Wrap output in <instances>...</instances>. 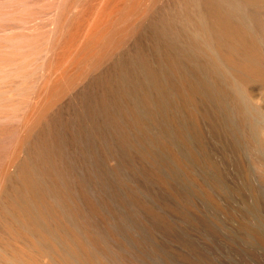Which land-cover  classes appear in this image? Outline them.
Segmentation results:
<instances>
[{
  "label": "rangeland",
  "instance_id": "374dc122",
  "mask_svg": "<svg viewBox=\"0 0 264 264\" xmlns=\"http://www.w3.org/2000/svg\"><path fill=\"white\" fill-rule=\"evenodd\" d=\"M97 1L89 2L94 14L99 11L96 6L101 0ZM188 1L156 0L154 9L152 6L149 10L153 11L133 26L125 49L118 50L123 56L114 52L104 66L106 70L101 68L104 75L110 72L107 74L111 79L100 70V75L98 71L95 74L99 78L93 75L92 89L96 84L93 82L99 84L92 96L97 94L102 101L107 95L112 98H108L112 102L106 99L103 103L92 97L94 106L101 101V107L93 106V111L100 114L94 112L98 117L95 126L102 123L101 129L95 127L100 130L95 129L97 139H103L96 140L95 135L94 145L99 141L102 147L104 139L109 138L103 142L109 148L97 144V151L92 149L96 152H92L96 158L93 230L90 242L84 230L77 233V264H264V73H259L260 78L252 72L250 78V72L242 70L249 63L256 68L254 59L264 62V0H201L200 4L197 0L196 7L191 4L195 0ZM210 2L224 11L214 9L216 16L210 15L214 7ZM201 11H208L207 20ZM217 13L226 15L223 24ZM227 19L237 23L235 29L241 27L252 43L245 33L244 37L238 36L247 37L245 42L238 39L237 30ZM208 21L211 26L216 21L218 25L213 29ZM225 21L229 27L223 26ZM203 25L211 28L208 30L212 36L223 35L212 40L214 37L208 38ZM216 25L224 27L225 32L231 27L229 32L234 30L232 34L238 41L229 37L228 31L225 36ZM224 36L228 42L232 40V45L236 42L229 45V51L226 40L221 44ZM246 41L258 52L248 50ZM237 42L240 46L246 44L248 51L245 47L244 52L243 48L238 51L242 57L236 56L241 48ZM214 44L223 50V58L218 49L219 56L214 50ZM222 47H227L226 52ZM232 48L235 51H230ZM233 51L231 58L246 61L244 67L236 58L230 59L242 69L232 61L230 64L228 54ZM250 51L257 54V59L251 55L253 63L251 58L249 62L243 57ZM226 64L236 68L230 66L232 70ZM260 66L257 68L264 72V65ZM235 69L249 77L244 79L239 72L237 78ZM111 74H122L123 79ZM100 76L112 81L107 80L109 87L100 83H106ZM118 85L121 89L117 93L121 95L124 90L123 98L115 93ZM99 86L105 92L101 93ZM98 87L101 92L96 91ZM107 107H111L107 110L109 116H104ZM78 112L83 115L82 110ZM101 115L109 120L99 119ZM102 128L104 134L100 133ZM84 197L83 193L80 200ZM81 214L87 216L84 221H90L86 213Z\"/></svg>",
  "mask_w": 264,
  "mask_h": 264
},
{
  "label": "bare ground",
  "instance_id": "6f19581e",
  "mask_svg": "<svg viewBox=\"0 0 264 264\" xmlns=\"http://www.w3.org/2000/svg\"><path fill=\"white\" fill-rule=\"evenodd\" d=\"M155 1L113 0L115 2L113 3L111 0H101L99 3L98 0L99 7L98 5L96 7L99 8V11L97 9L98 12H96V7L93 8L96 12L94 14L91 7L93 4L89 5L90 0H0V264H77L75 261L80 262L78 260L80 237L77 233L84 230L86 238L89 242L91 241L90 232L93 230L91 219L94 216L92 199L95 190L94 178L96 177L93 176L96 165L95 163L93 166V162H96V158H93L92 152L96 154L94 151L97 150H94V146L101 144L98 141L94 145L96 140H100L99 136L97 139L95 127L101 129L102 120L99 122L101 127L99 124L95 126L98 117H95L97 113L95 110L93 111V106L96 101L92 102V93H97L93 90L99 83L92 81L96 83L95 88L92 89L91 80L98 70L101 72V68L107 66L111 57L115 56L114 52H118L123 47L137 20L146 16ZM200 1L197 2L200 4L202 3ZM190 2L188 1V3ZM197 2L191 4L196 7ZM211 5L213 4L210 2ZM213 6L212 10L210 9L211 12L214 9L218 12L220 7H216V9L215 5ZM190 7L188 5L187 8ZM151 9H154V6ZM223 11L222 13H224ZM201 12L205 18L202 16L200 18L207 20L208 11L206 14L204 11ZM211 12L209 11V13ZM225 13H227V17L230 15L228 11ZM212 14L216 16L214 11L210 15ZM225 16H221V21V17L220 19L217 17L219 23ZM210 18L214 20L216 17L210 16ZM231 19H233L232 16ZM230 20L228 21L230 24L234 22ZM226 21L223 26L229 24ZM216 22L212 24H217L218 22ZM215 24L212 26L215 27ZM234 24H231L232 27L239 32L236 31L235 36L238 38L242 34L244 37L245 32L242 33V28L237 27L240 32L237 28L235 29L237 23L233 26ZM209 26H211L210 22ZM212 26L211 28L214 29ZM220 28H218L219 31ZM230 28L226 32L224 27L221 28L225 32L224 35L230 31ZM206 29L204 32L207 33L208 29ZM234 30L228 33L231 34L229 37L233 36L232 33L235 34ZM209 32L212 31L208 30V38L212 36ZM219 34L216 35L218 37L223 35V33ZM246 36L248 35L246 34ZM215 37L212 40L218 38L215 39ZM224 37L221 38L222 41L227 39ZM232 38L234 41H238L234 36ZM211 39L210 41H212ZM244 39L243 42H245ZM218 40L221 43V40ZM229 41L226 40L229 43L227 46L232 45V40L229 39ZM250 41L252 43V40ZM240 42L242 43V41ZM223 43L224 41L221 44ZM248 43L247 48L250 47ZM237 44L239 45V42ZM243 44L244 46L239 45L241 48L236 46L238 50L233 47L237 50L236 56L241 55L239 57H242V53L238 54V51L243 47L246 48V44ZM214 45L215 51L216 49L219 52L222 50H219L222 45L219 47L217 43L219 48H216V44ZM234 45L236 42L232 46ZM251 47L248 50H252ZM253 47H255L254 44ZM123 48L125 49V47ZM123 48L122 50H124ZM229 48L231 46L228 49L226 47L227 51ZM233 48L230 51L234 50ZM245 48H243V52ZM247 48L246 51H248ZM121 51L118 52L119 55ZM222 51L220 55L223 53ZM252 51L249 52L250 55L248 52V55L245 54L249 58L243 54L245 60L249 61L251 55L255 54L256 50L253 51L254 54H251ZM233 52L232 55L226 53L230 56L229 60L236 58V56L231 58L235 55ZM122 54L121 52V56H123ZM217 54L219 56L218 52ZM226 54L223 56L227 58ZM255 56L257 59V54ZM254 57L251 58V63H253ZM221 58H223L222 55ZM226 58H224L225 61ZM259 59L262 58L259 57ZM231 61L230 64L234 62ZM236 61L241 63L237 58ZM254 61L257 64L260 63L258 59H254ZM245 62L241 63L244 64V67L246 66ZM256 63L254 64L256 68L252 64L250 66V63L244 69L241 68L242 65L238 64V66L245 71L244 73L246 71L250 74L258 73L255 75L260 77L264 72H260L258 68L264 64L257 65ZM226 65L229 66V64ZM235 65L233 66L236 68L237 65ZM230 66L229 68L233 67ZM260 68L262 67L260 66ZM238 69L234 70L238 73H236L237 78L239 72L242 73V70L238 71ZM104 71L102 72L104 73ZM100 72L97 74L100 75ZM230 72L232 73V71ZM259 73L262 74L259 75ZM113 74H111L112 77ZM252 74L250 78H253ZM102 75L106 77L104 74ZM118 75L115 74L113 78H119L122 74L119 77ZM244 75L242 73L239 76ZM263 76L260 77L261 80H264ZM248 77L245 75L244 79ZM259 77L255 78L259 79ZM109 78L111 79V77ZM109 78L104 79L106 83L99 82L107 85L112 82ZM121 78L123 79V76ZM114 81L113 83H115ZM116 82L119 84V79ZM122 82L121 84H123ZM110 85L113 86V84ZM101 86L99 87L102 91L103 86ZM107 86L105 88L109 87ZM99 87L96 91L100 89ZM121 87L124 86L121 85ZM115 89L114 91H116ZM118 89H121L119 85ZM117 92L120 93L119 90L116 91L117 95L119 94ZM123 92L121 93L123 94ZM106 95L104 94L105 97ZM121 95L119 94V96ZM107 96L111 98L109 95ZM94 97L101 100L97 94ZM94 97L93 99L96 100ZM108 98H102L103 101H101L105 103L106 99L108 101L112 99ZM101 101L97 102V107L101 105ZM102 107H105L104 104ZM110 108L107 107V114L104 116H109ZM78 110H82L83 115H79L81 112ZM100 113L104 114L103 111ZM97 115L100 117V114ZM102 115L99 119L109 120L106 119L108 117L102 118ZM105 123L104 126L106 124L110 126V123ZM104 132L102 128L100 133L104 134ZM108 133L110 134V132ZM95 135L96 140L93 138ZM102 140L101 138L100 141ZM106 140L109 141V138ZM103 142L102 147H108V144L104 145ZM99 147L102 148L101 145ZM107 158H105L106 161L109 159ZM101 161H103L102 158ZM81 192L84 193L85 200H80L81 195L83 196ZM82 212L88 215L90 221H84L87 216L84 215L82 218Z\"/></svg>",
  "mask_w": 264,
  "mask_h": 264
}]
</instances>
